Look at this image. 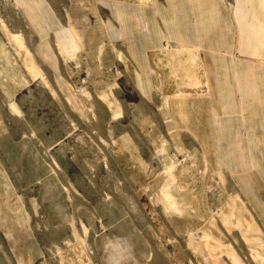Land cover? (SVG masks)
<instances>
[{"label": "rangeland", "instance_id": "obj_1", "mask_svg": "<svg viewBox=\"0 0 264 264\" xmlns=\"http://www.w3.org/2000/svg\"><path fill=\"white\" fill-rule=\"evenodd\" d=\"M182 1L0 0V264H264V144L238 176L173 118L216 104L208 54L264 66V0L234 9L224 50L163 36ZM205 1L218 32L234 0ZM244 102L227 98L245 147Z\"/></svg>", "mask_w": 264, "mask_h": 264}, {"label": "crops", "instance_id": "obj_2", "mask_svg": "<svg viewBox=\"0 0 264 264\" xmlns=\"http://www.w3.org/2000/svg\"><path fill=\"white\" fill-rule=\"evenodd\" d=\"M180 3L170 4L171 12L168 11L167 14L173 19L169 22H167L168 20H162V25L164 24L165 26V28L163 26L161 29L163 36L165 37L168 34V37L175 41L181 40L183 43L218 50H224L225 46L221 44H226V46L229 44V39L225 41L229 37V21L234 25L233 37L230 36L231 40L229 42L232 45L235 43V28L237 26L232 21V16L237 14L240 17L241 14L258 13V9L261 8L258 4H262L261 0H234V7L231 12H228L231 18L227 19L226 16L225 21L221 22L217 32L215 29H212L211 25L212 23L215 25L217 15L221 12L222 8H218L217 10L214 6L206 7L205 0H203L204 6L202 9H194V4L198 3L196 0H183L181 6ZM234 9L236 10V14H233ZM224 14L226 13L224 12ZM189 16H192L190 21ZM149 20L152 21V16H150ZM140 22L141 26L145 28L146 41L148 40V34L152 38H155V35L161 36L154 25L152 30H147L144 21ZM246 32L250 33L251 30L247 28ZM73 36L74 38L76 37L75 34ZM208 37H211L213 41H217L216 48L206 42ZM59 49L63 54H66L65 49L60 47ZM187 55H191V52H187ZM208 55L206 57V67L209 68L207 73L211 77L212 99L217 101L216 104H212L210 109L203 108L200 102L191 101L177 104L173 112L174 121L177 126L186 128L195 140L198 141L210 166L218 168L219 166L225 167L227 165L228 168H232L233 164L238 162L241 164L242 170L239 172V170L233 171L229 169L231 173L234 172L238 176H244L248 173V166L251 171H258L259 175H261V168L254 165L255 160L258 158L257 163H259L261 157L258 154V150L257 153L254 152L255 149L252 148L251 144H264V83H258L259 78H264V66L255 65V67H251L249 56L244 54H240L242 58L240 62H234V60L227 58H218V56L213 54ZM170 57H172L171 62L178 63L175 57L172 55ZM184 77H192L190 71L186 74L184 73ZM233 89H235L240 102L245 100L241 107L242 111L239 114L242 117L244 126H248L246 137L251 135V128L257 127L258 131L255 132L254 136L251 135L253 138L249 139L245 147L244 145L242 146V140L238 136V128L231 121L232 117L228 116L230 111L228 110L227 98L232 94ZM246 100H251V106ZM225 101L226 105H223ZM233 102L235 103V101ZM253 120H256V123ZM255 136L257 137L255 138ZM229 143L235 145L233 149L226 147ZM225 151H228L229 154L224 153ZM230 154L229 159H231V163H229V159L227 161L224 160V157ZM220 160L224 162L220 163ZM247 161L248 165L246 166Z\"/></svg>", "mask_w": 264, "mask_h": 264}, {"label": "bare ground", "instance_id": "obj_3", "mask_svg": "<svg viewBox=\"0 0 264 264\" xmlns=\"http://www.w3.org/2000/svg\"><path fill=\"white\" fill-rule=\"evenodd\" d=\"M1 27H2V26H1ZM2 28H3V27H2ZM3 32H4V30H3ZM4 34H5V33H4ZM7 36H8V35H7ZM13 36H14V35H13ZM8 37H9V36H8ZM16 37H17V36H15V37H11V40L13 41ZM9 39H10V38H9ZM9 39H8V40H9ZM16 41H17V40H16ZM13 42H14V41H13ZM30 64H31V63H30ZM30 64H29V65L27 64L26 67H27V69H28V71H29V73H30L32 79H34V77H36V76L34 75V73H33V69H34V68H33V65L31 66ZM32 68H33V69H32ZM38 74H39V73H38ZM39 75L41 76V74H39ZM46 85H47V84H46ZM12 108H13V106H12ZM14 110H15V109H14ZM14 112H15V111H14ZM104 144H105V143H104ZM236 195H237V194H236ZM234 197H235V196H234ZM234 197H233V199H234ZM236 197H237V196H236ZM236 197H235V198H236ZM231 199H232V198H231ZM237 199H238V198H237ZM237 199H236V200H237ZM237 201H238V200H237ZM231 203H232V205H233L234 200H233ZM241 205H242V204H241ZM236 207H237V205H236ZM238 209H239V208H238ZM254 225H255V224H254ZM212 242H213V241H212ZM211 244H212V243H211ZM209 245H210V244H209ZM209 247H210V246H209ZM214 247H215V246H214ZM250 251H251V250H250ZM252 251H253V250H252ZM206 253H207V252H206ZM252 258H253V257H252ZM230 259H231V258H230ZM220 261H222V260H220ZM231 262H232V261H231Z\"/></svg>", "mask_w": 264, "mask_h": 264}]
</instances>
